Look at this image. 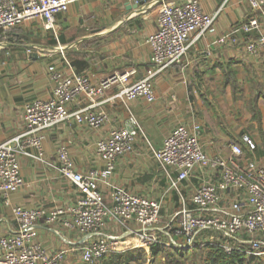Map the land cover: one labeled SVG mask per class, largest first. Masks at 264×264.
I'll use <instances>...</instances> for the list:
<instances>
[{"label": "crops", "instance_id": "crops-1", "mask_svg": "<svg viewBox=\"0 0 264 264\" xmlns=\"http://www.w3.org/2000/svg\"><path fill=\"white\" fill-rule=\"evenodd\" d=\"M161 1L77 0L67 12L57 14L56 29L45 28L39 20L27 21L23 32L32 40L0 46V142L24 130L26 102L52 95L50 64L67 73L86 71L94 83L115 71L131 70V80L143 77L151 65L152 50L147 38L157 27ZM223 1L200 0L207 12L217 9ZM253 17L258 19L259 26L243 30L241 26ZM229 32L232 38L220 42ZM261 33L264 10H255L244 0H228L213 30L192 43L181 62L156 76L155 101L139 97L130 100L128 106L120 100L108 102L105 107L109 117L99 129L73 120L61 122L46 131L43 157H20L26 183L11 195V204L46 210L36 223V239L47 251L66 249L60 264H87L80 251L82 233L64 226L63 215L47 220L52 210L65 208L80 197L76 183L60 171V145L67 146L75 168L86 172L103 166V159L95 150L99 138L113 127L139 124L147 138L140 134L134 150L117 158L111 180L161 200L165 218L178 208L179 198L175 190L168 189L151 146L160 147L174 127L185 124L194 131V125L200 124L198 134L208 152L226 157L231 156L228 144L240 142L242 134L248 133L257 147H245V155L237 161L246 168L250 163L264 166V62L245 50L248 39ZM61 34L63 41L59 39ZM112 91L114 88L107 90V94ZM208 176L195 167L184 185L191 190ZM103 189L108 194L106 185ZM16 228L11 205L0 201V237ZM212 235L211 230L203 231L196 249L213 247L209 243Z\"/></svg>", "mask_w": 264, "mask_h": 264}, {"label": "built area", "instance_id": "built-area-1", "mask_svg": "<svg viewBox=\"0 0 264 264\" xmlns=\"http://www.w3.org/2000/svg\"><path fill=\"white\" fill-rule=\"evenodd\" d=\"M77 0H0V30L23 22L39 20L47 29H56L57 14L67 12ZM255 10H264V0H244ZM228 0L207 12L200 0H162L157 8V27L147 41L152 50L146 74L131 80V70L115 71L94 83L88 72L67 73L56 64L48 66L54 82L49 98L34 97L24 105V130L0 142V201L11 205L17 221L14 232L0 237V264H60L66 249L47 251L36 239V223L46 210L40 206L11 204V195L26 183L20 170L24 154L43 157L46 131L61 122L99 129L109 117L105 104L121 101L128 106L134 98L157 99L154 80L166 68L181 62L189 46L213 30L215 20ZM259 26L253 17L241 27L250 31ZM232 33L219 39L226 42ZM246 52L264 62V33L250 37ZM114 88L111 94L107 90ZM78 105L77 108H73ZM200 124L190 131L185 124L174 127L160 147L151 146L152 156L163 171L168 189L178 194L179 206L167 218L159 199L134 192L112 182L117 158L135 148L139 124L118 126L95 142L103 159L102 167L78 171L66 145L57 149L60 171L76 183L80 197L73 204L56 208L47 216L51 221L63 215L70 230L82 233L80 247L87 264H99L112 251L149 248L154 244L176 249L197 247L203 231L211 230L210 242L226 254H264V166L250 163L242 167L237 158L245 147L255 150L256 141L244 133L240 142H230L231 156L210 154L198 134ZM149 142V141H148ZM35 151L36 154L33 152ZM209 176L193 189L184 182L194 168ZM103 185L107 186L108 194ZM165 218V224L160 225ZM119 227L117 230L116 227ZM114 228V229H113Z\"/></svg>", "mask_w": 264, "mask_h": 264}, {"label": "trees", "instance_id": "trees-1", "mask_svg": "<svg viewBox=\"0 0 264 264\" xmlns=\"http://www.w3.org/2000/svg\"><path fill=\"white\" fill-rule=\"evenodd\" d=\"M8 38L7 41L14 42V40L19 39L21 36L22 41H29L31 37L26 35L23 30L22 33L17 28H13L7 32ZM3 31L0 30V41L3 40ZM59 39L63 41L64 37L62 34L59 35ZM21 39L19 42H22ZM3 50V49H2ZM1 50V52H2ZM174 251L173 248H168V250ZM217 252L209 253V264H264V256H253L244 254L241 252H234L229 255L217 248ZM150 250L153 255L159 254L162 251H167V247L161 245H152ZM167 254V253H166ZM169 254V252H168ZM144 256V248H131L124 251H112L109 252L105 258L100 262V264H135L138 261V264H144L142 258ZM180 261L179 258L172 259V262ZM176 264V263H175Z\"/></svg>", "mask_w": 264, "mask_h": 264}, {"label": "rangeland", "instance_id": "rangeland-1", "mask_svg": "<svg viewBox=\"0 0 264 264\" xmlns=\"http://www.w3.org/2000/svg\"><path fill=\"white\" fill-rule=\"evenodd\" d=\"M26 22H23L22 24L14 27V28L19 29V31L22 33L23 26ZM11 29H13V28H11ZM11 29L3 31L4 35H3V40L0 41V46L5 45V43H7V42H11V41H7V38H8L7 32L10 31ZM70 33H71V31H68V34H70ZM21 37H24V36H21ZM21 37L19 39L14 40V42H12V43H18L20 41V39L22 41ZM32 39L33 38L31 37L29 40H32ZM25 42H29V41H22V43H25ZM256 144H257V142H256ZM163 215H164V213H163ZM163 219H164L163 222H160L161 226H163L165 224V218L163 217ZM155 245H159V244H155ZM168 248H171V247H167L166 252L162 251L159 254H155V255L152 254L150 248H149V250L144 249V256L142 258V262L144 264H175V263L176 264H209V262H210V260L208 259L209 253L210 252H217V250H218L216 245H214L213 247H211V246L206 247L205 246V247H201L198 249H196V247L187 248V249L173 248L174 251H170V249L168 250ZM168 252H169V254H168ZM261 256H264V254ZM175 258H179L180 261L172 262V259H175ZM138 263H139L138 261L135 262V264H138Z\"/></svg>", "mask_w": 264, "mask_h": 264}, {"label": "water", "instance_id": "water-1", "mask_svg": "<svg viewBox=\"0 0 264 264\" xmlns=\"http://www.w3.org/2000/svg\"><path fill=\"white\" fill-rule=\"evenodd\" d=\"M137 5H138V4L136 3L135 6H137ZM5 44L8 45V46H9V45H13V43H11V42H8V43H5Z\"/></svg>", "mask_w": 264, "mask_h": 264}]
</instances>
